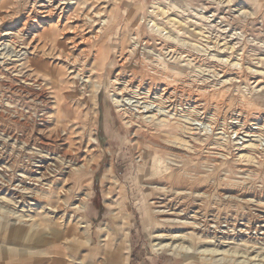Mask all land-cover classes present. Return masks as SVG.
<instances>
[{"label": "rangeland", "instance_id": "374dc122", "mask_svg": "<svg viewBox=\"0 0 264 264\" xmlns=\"http://www.w3.org/2000/svg\"><path fill=\"white\" fill-rule=\"evenodd\" d=\"M60 1L54 0L57 5L65 2ZM33 5L39 9L36 0H0V21L7 26L4 30L10 29V22L17 25L11 36L0 35V50L9 45L7 41L14 40L7 37L18 32L25 34L20 35L18 48H27L31 38L23 24ZM78 5L77 9H69L58 26L67 27L57 35L58 47L50 39L36 42L45 45V59L59 69L54 79L45 77L43 72L28 78L27 69L0 57V185L16 187L21 176H26L23 169L30 164L28 156L38 151L26 144L29 127L46 132L44 137L49 138L63 124L66 130L73 129L75 136L82 135L83 129L89 133L95 125L101 138L93 145L98 146L96 154L102 162L94 165V173L89 176L87 209L83 214L91 228L80 229L76 219L73 221L80 233L90 237V244L78 236L70 237L60 215L45 219L40 210L25 213L43 225L33 231L23 223L15 224L14 214L22 211L14 209L4 192L0 193V264H117L120 253L124 264H264V0H78ZM95 13H103L97 17H106L110 22V38L103 42L109 57L102 70L92 63L83 66L85 78L91 75L94 83H102L98 121L85 125L81 113L84 108L79 106L81 86L71 73L78 57L70 38L76 32L72 30L76 24ZM57 16L53 22H43L46 29L49 24L58 23ZM34 24L32 20L28 25ZM136 34V51L130 52ZM121 53H128V62L122 61ZM59 54L71 57L58 59ZM20 69L24 74L19 73ZM119 74L122 78L135 77L136 85L170 87L171 96L164 99L162 112L145 113L144 121L135 126L139 133L135 144L127 134L131 128L120 118L113 102L114 98L121 100L120 95L115 97L118 92L114 85ZM144 87L141 92H146ZM123 94L124 99L133 97ZM144 97H135L133 110L139 106L146 111ZM119 105L123 107L122 103ZM16 119L21 121L19 128ZM194 119L204 123L203 131ZM13 135L21 137L23 143L7 139ZM110 165L115 168V190L112 194L106 191V195L102 178ZM170 168L178 176L195 177L191 188L203 193L202 200L191 201L194 208L190 206L189 218L195 219V213L196 219L200 218L196 220L198 224H207L203 226L207 238L187 241L184 246L194 250L186 256L158 251L154 246L158 243L153 234L156 214L150 205L154 187L149 184H165L163 178L170 174ZM47 184L50 185L44 181L40 188L47 190ZM55 186L51 189L56 193L66 189L62 182ZM54 197L55 193V203ZM84 231H88V236ZM219 231L236 236L224 241L214 237ZM228 241L234 245H228ZM197 250L218 253L216 257H202Z\"/></svg>", "mask_w": 264, "mask_h": 264}, {"label": "bare ground", "instance_id": "6f19581e", "mask_svg": "<svg viewBox=\"0 0 264 264\" xmlns=\"http://www.w3.org/2000/svg\"><path fill=\"white\" fill-rule=\"evenodd\" d=\"M63 1H65L63 4L59 3L60 5H57V3L54 2V0H36L37 6L39 5V9L33 8V7H35V5H33L32 6L33 9H31L30 13L28 12L29 13L28 20H25L26 22L23 24V27L27 28V30L29 29V32H27V33H28V36L31 38L30 43L27 45V48H25V49L24 48H18L17 45L19 44V40H20L21 36L25 35V34H22L23 32L22 33L18 32L17 34H13L12 37H7V39L8 38H11V39L14 38V40L7 41V44H9V45H7L3 50H0V57L4 58L5 62H12L14 64L20 65L22 67V69H27L28 73L26 74L27 75L26 77H28V78H33L34 75H36L35 73L40 74V72H43L45 77H48L49 79L52 80L55 78V76H57L59 74V69H57V67H56L57 65L54 66L53 64L50 63V61H47L45 59V56L48 55V51L45 49V47H43L45 45H43L41 43L42 46H40L38 43L36 44V42L39 39L43 40V42L47 41V39H50V40H52V43L55 45V47H58L59 39H58L57 35L61 34L60 31H63L64 29L67 30L66 26H64L63 29H60L61 25L59 28L58 27L59 24L61 23L62 19H64L66 17V13L68 11H70L69 9L73 10V9H77V7H79L78 0H76V1L75 0H62V2ZM61 5H65V7H62ZM60 9H61V11L58 12V10H60ZM102 14L101 13H95L93 17H88L86 15L85 18H84V16H81L84 18L83 22L80 24H76V29L71 28L72 30H76V32L72 36L73 38H70V40H71L70 42L72 44V47H73L75 53H77L76 57H78V59L75 58L76 60L74 61V63H72V65L74 64V67H73V69H71V73L73 74V75L72 74L71 75L74 78V80H76L78 82V84L81 86V88L79 87L81 89L80 90L81 91V98L79 99V103H80L79 106L84 108L81 111V113L84 115L83 124H85V125H87L88 123L94 125L98 121L97 118L99 116L98 112H99V103H100L99 92H100L102 83L101 84L99 82L94 83V81L91 79V78H93L91 75L88 76L87 78H85L84 77L85 71H84L83 66H90V63H92V64L96 65V67L99 66V69L102 70V69H104V67L106 65L105 62L107 61V59L109 57V52L105 50V47L103 46V44H104L103 42H106L107 40H109V38H110L109 35L111 33V27H110V22L106 17L105 18H103V16L97 17V16L102 15ZM57 15H59V16H57ZM55 16H57L59 18V19H57L58 23H56V25L54 23H51V24L48 23L49 26L46 29V26L43 25V22L44 21L45 22H47V21L53 22L51 20ZM76 17H77V19H80L79 15ZM32 20H34L35 24L29 26L28 25L29 21H32ZM66 20L67 21L70 20L69 16L66 18ZM11 21H12V19H11ZM8 25H9L10 29L4 30L5 27H7V26H5V23L3 21H0V35H1V37L2 36L6 37V36L10 35L11 30H13L17 27V25H14L13 22H10ZM138 38H139V36L136 34L135 45L132 49L130 48L131 49L130 52L136 51ZM170 39H171V36H170ZM150 49H152V48H150ZM60 51H61V49H60ZM122 52L125 53V48H123ZM124 53H121V56H122V61H124V63H126V62H128L129 57H128V53H126V54H124ZM63 55L59 54L58 56L57 55L56 56L58 59H60L63 57ZM70 55H72V54H70ZM66 56L67 57L64 56L65 59H70V57H71L70 56L68 58V55H66ZM73 58H74V56H73ZM78 63H82L84 65H82V66L76 65ZM99 69H97L96 71H98ZM19 73L24 74L21 71V69H20ZM97 73H99V72H97ZM120 74L117 77H115V81H114L115 84L114 85L117 87V92H118V94H116L115 97L120 95L121 100H116L113 97L114 98L113 102L116 105L117 110L119 111L120 118L123 120H126L129 128H131L130 130H127V134H128L130 142L132 144L133 143L135 144V143H137V141H138L137 138L139 137V133H138V131H136L135 126L144 121V119H145L144 116H146L145 113H148L150 111L153 114L157 115V113L162 112L163 105L165 104L164 99L168 100V99H170V96H171L170 87L168 84H164L163 86H160V89L155 88V86L152 84H147L146 87H144L143 83H140V84L138 83V85H136L137 82H134V80H136V79H134L135 77L134 78H132V77L122 78L121 77L122 74L121 75ZM133 74L136 76V73H133ZM66 76L68 77L67 74H66ZM97 76L99 77V75H97ZM129 76H132V73ZM118 83L121 85H119ZM143 87H144V90H146V92L140 91V90H143L142 89ZM92 88L94 90L90 91ZM119 89L121 90L122 93L119 92ZM40 93H42V92H40ZM123 93H128V94L132 95L133 97L131 99H129V98L124 99L125 96H123L124 95ZM142 94L145 95L144 99L146 101L144 103L145 104L144 107H145L146 111L143 110L144 109L143 107H139V106H136V109L133 110V108H134L133 100H135V97L141 96ZM37 98H39V97H37ZM126 100H128V102H126ZM31 101H33V100H31ZM121 103L123 104V107L119 105ZM37 110H39V109L37 108ZM45 115H47V114H45ZM19 116H20V114H19ZM30 119H31V117H30ZM45 120H46V118H45ZM191 121H192V119L189 120V122H191ZM31 122L33 123L32 120H31ZM194 122H197L199 124L198 129H201V131H203V124L204 123L201 121H198L196 119H194ZM15 123H16L15 125H17V124L21 125V121L18 119H16ZM24 125H26V123ZM41 125H42V123H41ZM65 125L66 124H63V126L61 125L62 128L60 127V129H58V130L56 129V131L54 130L55 132H51V133L49 132L50 133L49 138L44 137L46 132L39 131L38 128L36 129L35 127H29L31 129V130L29 129L30 130V133H29L30 138H29V141L26 142V144H27V146L29 145L30 147L33 146V148L38 149V151L33 152L31 154V156H28L30 164L27 167L25 164H23V165H25L26 170L23 168L22 169L25 171L24 173H26V176H24V177L21 176L20 184L18 183L19 185L16 184V187H12V188H10V186L5 187L6 185L5 186L0 185V193L5 192L6 196L10 197V201L12 202L11 204L13 205L14 209H16V210L20 209L23 212V213L22 212L20 213L22 215L14 214V216L16 218L15 224L23 223V224L27 225V227L31 228L29 231H33L36 229H41L43 225L37 224L34 216H32V215L29 216L30 214L29 215L27 214L28 216H26L25 213L35 214L36 212L34 210H36V211L40 210V211H43L42 217L45 219H47L48 217H51V216L56 218L57 216L60 215L59 219H62L64 221L65 228L69 231V233L71 232V235H69L70 237L78 236L80 239H84L86 242L88 241L90 244V240H89L90 237L88 236V233H87L88 231L87 232L84 231L85 234L87 233L86 235L88 236V238H86L82 233H80V230L77 228V226H73V221H74V219H76L75 224H78L80 226V229L86 230L88 228L89 229L91 228V225L88 223V221H85V217L83 214L87 209V200H86L85 196L87 195V193H89L87 191V189L90 188L89 176H91V174L94 173L93 172L94 165L96 164L98 166L100 164V162H102L101 161L102 158L99 160L98 156H97L98 154H96L98 146L95 147L93 145L94 142L99 143L101 137H99V135H98L99 131H98L97 127H95V125L92 128V130L89 131V133H86L87 130L83 129L84 130L83 134L79 135V136H75L76 133L74 134L73 129H72V131H70V129H69V131L66 130ZM36 126H37V123H36ZM27 127H28V125H27ZM18 128H19V126H18ZM55 128H57V127H55ZM82 128H84V127L82 126ZM47 131H49V130H47ZM86 134H87V137H85ZM20 138L17 135H13V136H8L7 139H11V140H14L17 142L20 141V143H21L22 141ZM48 141H51V143L52 142L53 143L49 144V143H47ZM109 153L112 155L111 151H109ZM55 155H59L60 157L56 158ZM139 158H141L143 160V157L141 155H139ZM29 161H28V163H29ZM12 163H13V161H12ZM15 163H16V161H15ZM15 163H13V164H15ZM161 163H159V164H161ZM20 164H21V162H20ZM18 165H16V166H18ZM23 165L21 164V166H23ZM11 167H13V166H11ZM166 167H168V166H166ZM172 168H174V167H172ZM172 168H170L171 169V171L169 172L170 174L167 175V177L163 178L164 181L166 182V183L164 182L165 184H161V182L160 183H154L153 182V183L149 184L152 188L154 187L153 188L154 191H152L154 197H153L151 204H150L152 212L154 213L153 215L156 214V216H155L156 222L154 223V227L156 228V230L153 231V234H154V238H155L156 242H158V243H156L154 246L157 247L158 251L159 250H167L169 253L171 252V254H173V255H174V253L180 252L181 255L186 256L189 254H193L192 252L194 250L192 248L184 246V245H186L187 241H190V240L203 241L204 237L207 238L206 235L208 233L205 231L206 230L205 228H204L205 230L203 229V226L206 223L203 226L198 224L196 222V220H198L200 218L196 219L195 213L193 215V217L195 219H191L192 217L189 218L190 217V213H189L190 206H193V208H194V205H191V201L195 200V199L202 200L203 193L202 194L198 193L191 188V187H193L192 185L195 183L194 182L196 179L195 177H190L187 175L178 176V174H176V170H174ZM16 170H19V169L16 168ZM99 170H100V168H99ZM159 171H160V169H159ZM14 172H15V170H14ZM21 175H22V173H21ZM15 176H17V175L15 174ZM114 177H115V168H114V165H110L107 169H105V172H104L103 178H102V184H105V190L103 191V192H105V194H106V191H108L109 194H112L113 191L115 190L114 183H113ZM44 181H48L50 183V185L47 184L48 185L47 190H45V189L43 190L42 188H40L41 186H43ZM61 182L64 183V185H65L64 188H66V189L64 190V188H63L64 191H62V192H59V191H58V193L54 192L51 188L55 189L54 188V187H56L55 184L60 185ZM9 184H10V182H9ZM52 185L54 187H52ZM61 185L63 187V184H61ZM207 189H209V188H207ZM228 189H229V187H228ZM237 190H240V189H237ZM41 191H46V192H41ZM211 191H212V189H211ZM246 192H248V191H246ZM38 193H40V194H38ZM42 193L44 194V196L42 195ZM54 193L56 194V197H54V198L57 200V201H55V203L53 200ZM236 193H239V192H236ZM39 195H41L44 200H42V198H40ZM239 195H241V193ZM88 198H89V195H88ZM199 206H200V204H199ZM200 212H201V210H200ZM197 215L198 214L196 213V216ZM152 218H154V217L152 216ZM189 220H193V221L190 222ZM199 222H201V221L199 220ZM106 225H108V224H106ZM157 225L161 229L160 228L158 229ZM208 227H209V225H208ZM105 230H106V228H105ZM226 231H219L218 234L214 235V237L217 236V237H219V239H223V240L225 239L226 241L227 240H229V241L234 240V238H232V237L236 236V234L231 235V234H229V232H226ZM215 233H217V232H215ZM78 237H75V238H78ZM210 237L213 239L212 236H210ZM212 241H214V239ZM88 242H87V244H88ZM177 242H179V244H177ZM233 243H236V242H233ZM211 244H213V243H211ZM230 244L234 245V244H232V242L228 243V245H230ZM244 244H246V243H244ZM235 245L238 246L239 244H235ZM246 245H249V244H246ZM218 246L219 245H217V248H219ZM253 246H255V245H253ZM243 247H244V245H243ZM245 247H247V246H245ZM236 248L238 249V247H236ZM240 249H242V248H240ZM261 249H260V251H261ZM214 250H210L207 252L206 251L203 252V250L198 252V250H197L195 252L197 254L201 255L202 257H203V255H205V256L215 255V257H216V254L218 253V251H214ZM263 250H264V248H263ZM263 250L261 252H263ZM252 251H250V252H252ZM241 252H243V251H241ZM58 254H59V251H58ZM193 257H194V255H193ZM116 259H119L117 264H124V259H123V256L121 255V253L119 255H117ZM202 259L206 260V258H202Z\"/></svg>", "mask_w": 264, "mask_h": 264}, {"label": "crops", "instance_id": "0c3cea01", "mask_svg": "<svg viewBox=\"0 0 264 264\" xmlns=\"http://www.w3.org/2000/svg\"><path fill=\"white\" fill-rule=\"evenodd\" d=\"M31 264H35V263L33 262V263H31Z\"/></svg>", "mask_w": 264, "mask_h": 264}]
</instances>
